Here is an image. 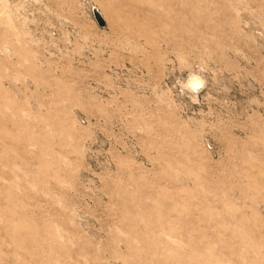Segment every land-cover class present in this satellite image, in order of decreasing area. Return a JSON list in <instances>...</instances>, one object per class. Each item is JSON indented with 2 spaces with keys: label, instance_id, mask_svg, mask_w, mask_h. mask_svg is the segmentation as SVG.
Wrapping results in <instances>:
<instances>
[{
  "label": "rangeland",
  "instance_id": "obj_1",
  "mask_svg": "<svg viewBox=\"0 0 264 264\" xmlns=\"http://www.w3.org/2000/svg\"><path fill=\"white\" fill-rule=\"evenodd\" d=\"M245 15L264 30V0H0V264H264Z\"/></svg>",
  "mask_w": 264,
  "mask_h": 264
},
{
  "label": "bare ground",
  "instance_id": "obj_2",
  "mask_svg": "<svg viewBox=\"0 0 264 264\" xmlns=\"http://www.w3.org/2000/svg\"><path fill=\"white\" fill-rule=\"evenodd\" d=\"M98 11L101 14L102 18L104 19L102 12L99 9H98ZM243 14L244 13H241V16ZM243 18H244V16H243ZM245 20H246V22L249 25L248 27H250L252 29V31H255L256 37L260 38L259 40H261V41H259L257 38H256V40H258L257 43L262 46V43H263V40H264V30H263V28H261L260 25H258L249 16L245 15ZM104 21H105V19H104ZM204 66L205 65H203L202 63H199L196 67H194V66L190 67L188 69L186 75L182 78V80L179 81V87H180L181 91L183 93L184 92L187 93L186 95H188V98L191 101H195L196 100L198 90L201 89V88L203 89L204 85H206L207 78H206V75L204 73V69H205Z\"/></svg>",
  "mask_w": 264,
  "mask_h": 264
},
{
  "label": "water",
  "instance_id": "obj_3",
  "mask_svg": "<svg viewBox=\"0 0 264 264\" xmlns=\"http://www.w3.org/2000/svg\"><path fill=\"white\" fill-rule=\"evenodd\" d=\"M90 12L94 20L96 21L97 25L102 26L104 24V20L101 14L99 13V11L95 7H91Z\"/></svg>",
  "mask_w": 264,
  "mask_h": 264
}]
</instances>
